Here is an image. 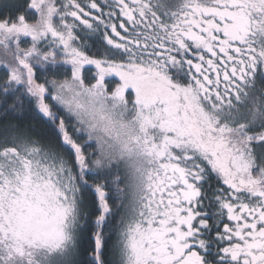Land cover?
Segmentation results:
<instances>
[{
	"label": "snow or ice",
	"instance_id": "snow-or-ice-1",
	"mask_svg": "<svg viewBox=\"0 0 264 264\" xmlns=\"http://www.w3.org/2000/svg\"><path fill=\"white\" fill-rule=\"evenodd\" d=\"M0 264H264V0H0Z\"/></svg>",
	"mask_w": 264,
	"mask_h": 264
}]
</instances>
